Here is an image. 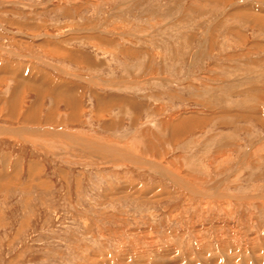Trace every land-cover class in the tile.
Segmentation results:
<instances>
[{"label": "rangeland", "instance_id": "1", "mask_svg": "<svg viewBox=\"0 0 264 264\" xmlns=\"http://www.w3.org/2000/svg\"><path fill=\"white\" fill-rule=\"evenodd\" d=\"M0 59V264H264V0H0Z\"/></svg>", "mask_w": 264, "mask_h": 264}, {"label": "crops", "instance_id": "2", "mask_svg": "<svg viewBox=\"0 0 264 264\" xmlns=\"http://www.w3.org/2000/svg\"><path fill=\"white\" fill-rule=\"evenodd\" d=\"M2 65V63H1V59H0V66ZM23 66V65H22ZM25 68H28V67H25ZM24 72V73H23ZM22 73H23V76L25 77L26 75H25V73H27L28 74V72H29V69H26V71L24 70ZM28 78H30V77H28ZM51 81V83H52V85H56L57 83L58 84H60V82H61V80L60 79H50ZM63 82V81H62ZM61 82V83H62ZM68 85V87H69V84H67ZM70 88H72V89H75V83H72V84H70Z\"/></svg>", "mask_w": 264, "mask_h": 264}]
</instances>
